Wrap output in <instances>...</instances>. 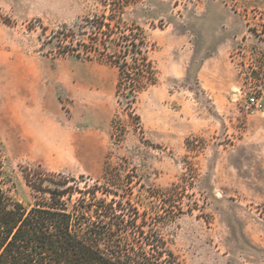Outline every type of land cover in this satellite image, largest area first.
Returning a JSON list of instances; mask_svg holds the SVG:
<instances>
[{"label":"rangeland","instance_id":"obj_1","mask_svg":"<svg viewBox=\"0 0 264 264\" xmlns=\"http://www.w3.org/2000/svg\"><path fill=\"white\" fill-rule=\"evenodd\" d=\"M101 11L0 0V189L29 208L25 174L87 182L124 196L180 264H264V143L248 130L264 110L245 109L249 96L264 106V0L127 10L156 70L133 105L139 123L117 102L114 67L62 57V29Z\"/></svg>","mask_w":264,"mask_h":264},{"label":"trees","instance_id":"obj_2","mask_svg":"<svg viewBox=\"0 0 264 264\" xmlns=\"http://www.w3.org/2000/svg\"><path fill=\"white\" fill-rule=\"evenodd\" d=\"M141 1L98 0L100 14L62 29V57L114 67L117 102L124 100L137 123L136 98L156 83L145 31L125 20ZM3 167L0 149V181ZM24 178L35 198L29 208L0 189V264H180L156 231L143 232L144 219L128 213L117 191L41 174Z\"/></svg>","mask_w":264,"mask_h":264},{"label":"crops","instance_id":"obj_3","mask_svg":"<svg viewBox=\"0 0 264 264\" xmlns=\"http://www.w3.org/2000/svg\"><path fill=\"white\" fill-rule=\"evenodd\" d=\"M258 125V124H257ZM260 125V126H259ZM259 127H254L252 124L248 123V130H250L253 134H255V138L257 142L264 143V116L261 120V124H259ZM64 148L62 147V151ZM257 163L264 167V151L258 152L257 155ZM262 172H264V168L261 169Z\"/></svg>","mask_w":264,"mask_h":264},{"label":"built area","instance_id":"obj_4","mask_svg":"<svg viewBox=\"0 0 264 264\" xmlns=\"http://www.w3.org/2000/svg\"><path fill=\"white\" fill-rule=\"evenodd\" d=\"M245 109L247 111L260 112L264 110V106L257 97L249 96L246 100Z\"/></svg>","mask_w":264,"mask_h":264}]
</instances>
